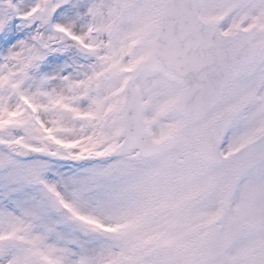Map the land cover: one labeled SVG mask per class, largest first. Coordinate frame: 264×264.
Here are the masks:
<instances>
[{
    "label": "snow or ice",
    "instance_id": "6c2138e0",
    "mask_svg": "<svg viewBox=\"0 0 264 264\" xmlns=\"http://www.w3.org/2000/svg\"><path fill=\"white\" fill-rule=\"evenodd\" d=\"M0 264H264V0H0Z\"/></svg>",
    "mask_w": 264,
    "mask_h": 264
}]
</instances>
